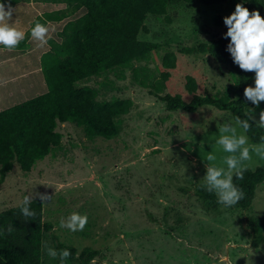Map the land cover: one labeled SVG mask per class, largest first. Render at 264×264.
I'll list each match as a JSON object with an SVG mask.
<instances>
[{
	"label": "rangeland",
	"instance_id": "rangeland-1",
	"mask_svg": "<svg viewBox=\"0 0 264 264\" xmlns=\"http://www.w3.org/2000/svg\"><path fill=\"white\" fill-rule=\"evenodd\" d=\"M237 3L242 0L207 6L174 2L166 13L170 21L147 17L148 33H139L138 39L160 45L156 64L166 52L176 56L166 92L189 101L184 83L191 76L196 94L238 98L235 76L226 65L207 54L179 52L220 37L226 28L223 18ZM117 74L104 75L106 84L95 87L99 100L124 98L133 103L129 113L117 119V135L85 137L72 123L60 125L61 144L30 171L13 164L0 184V212L21 205L25 196L51 197L43 202V221L52 224V230L42 236L41 264H60L44 248L45 243L54 248L53 237L77 253L98 250L89 264H264V244L252 248L246 228L249 217H264V183L256 187L245 210L196 195L197 188L206 190L205 158L216 147L217 128L234 123L231 114L211 106L194 113L169 112L129 71L123 72V80ZM259 105L257 111L251 103L245 114L254 113L258 120L264 102ZM216 155L219 159L224 153ZM256 167L264 168V161L253 154L248 169ZM73 212L87 215L83 231L60 227L61 219Z\"/></svg>",
	"mask_w": 264,
	"mask_h": 264
},
{
	"label": "trees",
	"instance_id": "trees-1",
	"mask_svg": "<svg viewBox=\"0 0 264 264\" xmlns=\"http://www.w3.org/2000/svg\"><path fill=\"white\" fill-rule=\"evenodd\" d=\"M223 1L10 0L16 11L9 22L23 31L25 38L13 51L0 45V184L13 164L28 172L36 161L58 147L62 141L60 125L72 123L85 137L116 136L117 119L127 115L133 103L124 98L98 99L95 87L106 84L104 75L112 72L120 73L116 77L123 80V72L129 71L133 81L169 112L194 113L202 106H211L229 112L233 120L236 116L246 119L245 109L251 102L245 100L243 92L253 83L255 72H245L233 63L227 51L231 38H224L227 27L220 37L180 48L179 52L207 54L226 65L236 79L237 99L227 94L214 98L196 94L197 83L191 76L184 83L191 95L189 101L166 92L170 71L176 67L175 54L166 52L161 63L156 64L155 53L160 45L138 39L139 33H148L147 17H166L174 2L207 6ZM242 4L264 17V0H242ZM36 22L50 29L48 42L42 47L31 39ZM261 135L264 129L255 125L247 133L252 144L258 143ZM233 183L245 196L231 208L245 210L254 199L256 187L264 183V168L248 169L243 180L233 177ZM196 195L204 201H217L213 192L202 188L196 189ZM21 207L22 204L0 212V264H41L42 236L52 230V224L43 221L40 198L29 205L36 213L34 218H25ZM9 225L13 228L10 234ZM246 228L252 248L264 244V217H249ZM53 246L57 251H70L65 264H89L99 255L91 248L77 253L75 247L57 237H53Z\"/></svg>",
	"mask_w": 264,
	"mask_h": 264
},
{
	"label": "clouds",
	"instance_id": "clouds-1",
	"mask_svg": "<svg viewBox=\"0 0 264 264\" xmlns=\"http://www.w3.org/2000/svg\"><path fill=\"white\" fill-rule=\"evenodd\" d=\"M13 8L10 0L0 2V45L6 50L13 51L25 38V33L9 21L12 20ZM227 27L224 38L230 37L227 51L234 58L233 63L245 72H255V87L246 86L243 96L254 106L259 107L264 102V17L259 11L250 12L242 3L235 5V10L223 18ZM49 27L36 22L31 28V39L38 42L39 46L47 44L49 39ZM264 129V110L259 112V119L254 113H248L246 119L239 116L233 122H225L218 126V138H215V149L206 155L205 169L202 187L208 192H214L217 202L223 207H232L241 201L245 193L233 183V177L243 180L244 172L248 170V162L253 160V154L264 161V135L259 137L258 143H249L247 133L252 126ZM216 152H222L218 159ZM41 202L49 200L48 194H39ZM31 197L25 196L22 201L21 213L25 218L35 217L36 213L30 210ZM88 223L87 215L73 212L66 219H61L60 227L72 232L83 231ZM10 234L13 231L11 225L7 228ZM44 248L50 258H59L60 264H65L71 256L68 249L57 251L46 243Z\"/></svg>",
	"mask_w": 264,
	"mask_h": 264
}]
</instances>
